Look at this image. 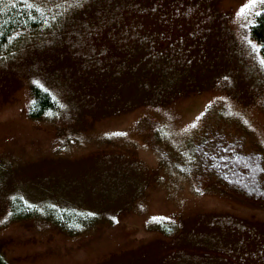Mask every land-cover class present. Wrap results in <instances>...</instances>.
<instances>
[{
  "label": "rangeland",
  "instance_id": "rangeland-1",
  "mask_svg": "<svg viewBox=\"0 0 264 264\" xmlns=\"http://www.w3.org/2000/svg\"><path fill=\"white\" fill-rule=\"evenodd\" d=\"M22 1L46 23L0 56L8 263L264 264V201L217 182L196 152L223 136L264 157V62L248 31L264 0ZM33 85L56 107L31 116ZM17 197L96 222L66 234L14 219Z\"/></svg>",
  "mask_w": 264,
  "mask_h": 264
},
{
  "label": "trees",
  "instance_id": "trees-1",
  "mask_svg": "<svg viewBox=\"0 0 264 264\" xmlns=\"http://www.w3.org/2000/svg\"><path fill=\"white\" fill-rule=\"evenodd\" d=\"M41 8L30 2L16 0L3 6L0 0V56L7 55L18 47L20 40L29 32L45 26L46 19ZM248 31L253 41L259 45L264 62V6L254 14ZM33 100L31 116H40L48 109L56 107L55 98L37 85L32 87ZM216 140V141H214ZM215 143V144H214ZM196 152L201 169L213 176L227 188H231L250 200L264 201V157L245 150L243 140L229 141L223 136L207 140L197 145ZM13 218H42L50 221L66 234H76L96 222L93 214L72 208L47 204L43 210L32 201L14 198L10 201ZM24 208L22 213L16 210ZM0 264H9L0 254Z\"/></svg>",
  "mask_w": 264,
  "mask_h": 264
}]
</instances>
